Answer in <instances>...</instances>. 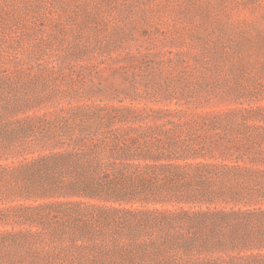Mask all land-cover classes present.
Returning <instances> with one entry per match:
<instances>
[{"label": "rangeland", "instance_id": "1", "mask_svg": "<svg viewBox=\"0 0 264 264\" xmlns=\"http://www.w3.org/2000/svg\"><path fill=\"white\" fill-rule=\"evenodd\" d=\"M0 264H264V0H0Z\"/></svg>", "mask_w": 264, "mask_h": 264}]
</instances>
